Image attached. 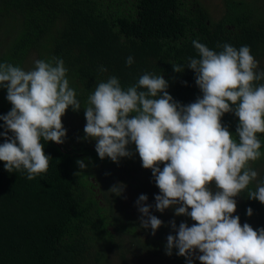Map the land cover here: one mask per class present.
<instances>
[{"label":"trees","instance_id":"obj_1","mask_svg":"<svg viewBox=\"0 0 264 264\" xmlns=\"http://www.w3.org/2000/svg\"><path fill=\"white\" fill-rule=\"evenodd\" d=\"M224 6L223 16L212 21L196 0H0V63L24 69L32 53L37 59H63L69 86L82 106L79 112L69 107L62 117L70 130L61 149L42 141L52 158L46 173L28 180L26 171L9 173L0 161V264H148L162 258L186 264L176 249L166 254V238L175 234L170 221L177 227L193 221L174 216L171 208L163 213L154 208L152 214L164 224L155 235L140 227L135 207L124 203L126 188L121 196L108 190L113 178L139 194L152 195L154 202L159 192L152 172L142 167L134 145L129 149L135 154L119 164L101 160L95 147L82 139L83 108L98 82L115 76L126 88L145 72L163 74L176 101L194 102L202 95L195 73H176L171 65L186 67L188 57L198 58L193 40L217 52L222 50L218 44L249 46L259 62L256 71H264V1L224 0ZM129 56L134 59L131 66L126 64ZM101 66L107 71L101 72ZM6 95L0 88V101ZM11 107L9 102L0 106V115ZM75 121L82 126L76 128ZM222 122L234 133L238 118L228 113ZM257 135L262 155L249 164L258 176L236 197L234 213L241 225L246 222L254 229L264 227V204L247 199V192L264 182V134ZM77 160L87 167L76 176L81 171Z\"/></svg>","mask_w":264,"mask_h":264},{"label":"clouds","instance_id":"obj_2","mask_svg":"<svg viewBox=\"0 0 264 264\" xmlns=\"http://www.w3.org/2000/svg\"><path fill=\"white\" fill-rule=\"evenodd\" d=\"M192 44L198 58L188 57L186 67L171 64L173 71L191 69L202 95L181 104L168 92L163 74L143 73L136 83L124 88L110 76L97 83L83 108L86 119L83 140L95 141L103 160L119 164L121 158L138 153L142 167L150 169L159 194L155 204L141 194L135 202L140 227L155 235L164 224L156 215L172 209L174 216L191 219V226L175 220V233L167 236L166 254L185 257L186 264H264V227L241 225L236 197L258 176L250 167L262 155L258 133L264 134V71L249 46L239 49L218 44L217 52L198 40ZM134 63L132 56L126 64ZM101 72L107 69L101 66ZM67 68L61 58L37 59L24 70L0 63V88L6 89L10 111L0 115V161L5 171H26L32 180L46 173L52 159L44 142L63 144L67 130L62 117L69 107L82 108L77 93L69 86ZM186 84V82H184ZM238 118L235 132L222 122L225 114ZM238 138V139H237ZM135 146V153L129 149ZM81 171L87 165L76 161ZM162 165V167H161ZM122 182L108 192L121 196ZM247 199L264 204V182L247 192ZM250 217L253 210L249 207Z\"/></svg>","mask_w":264,"mask_h":264},{"label":"rangeland","instance_id":"obj_3","mask_svg":"<svg viewBox=\"0 0 264 264\" xmlns=\"http://www.w3.org/2000/svg\"><path fill=\"white\" fill-rule=\"evenodd\" d=\"M198 3H199V6L203 7L204 9L207 10V12L209 13V16H210V19L212 21H217L219 20L224 12H225V6H224V0H196ZM261 1H264V0H261ZM194 3V2H193ZM37 60L36 58V54L35 53H32L29 57H28V60L25 64V67H24V70H31L34 68V62ZM1 98V96H0ZM8 103L6 97L0 101V106H4ZM75 126L76 128L77 127H80L82 126V124H80V122L78 121H75ZM75 128V129H76ZM66 130H70L69 128H65ZM89 141V144L91 147H95V141H92V140H88ZM97 182V181H96ZM111 182L113 184H116L117 181L114 180L113 178L111 179ZM133 183V181L131 182ZM98 185V184H96ZM102 190H104L102 188ZM126 192H124V197L126 198V201L124 202L125 204L126 203H129L130 206L132 207H135L136 211H137V214L140 216L141 214L138 212V209L135 205V202L136 200L138 199V197L141 195L139 194L134 188H132L131 185H126ZM155 191L159 192V189H156ZM148 196V201L147 203L148 204H151V205H154L155 204V200L154 202H152V195H149V194H146ZM103 199V196H99V198ZM153 209L154 207L150 210L151 213L153 212ZM156 213V212H154ZM148 264H172L169 259H155V261L152 259V262H147ZM146 264V263H145ZM199 264V262H198Z\"/></svg>","mask_w":264,"mask_h":264},{"label":"water","instance_id":"obj_4","mask_svg":"<svg viewBox=\"0 0 264 264\" xmlns=\"http://www.w3.org/2000/svg\"><path fill=\"white\" fill-rule=\"evenodd\" d=\"M56 144V143H55ZM57 146H58V148H60L61 149V146H60V144H56Z\"/></svg>","mask_w":264,"mask_h":264}]
</instances>
